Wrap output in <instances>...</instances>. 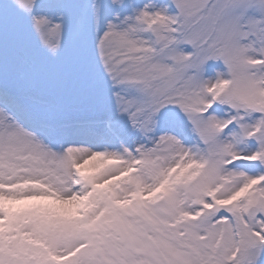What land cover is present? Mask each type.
<instances>
[{
    "label": "snow or ice",
    "instance_id": "snow-or-ice-1",
    "mask_svg": "<svg viewBox=\"0 0 264 264\" xmlns=\"http://www.w3.org/2000/svg\"><path fill=\"white\" fill-rule=\"evenodd\" d=\"M0 264H264V0H0Z\"/></svg>",
    "mask_w": 264,
    "mask_h": 264
}]
</instances>
